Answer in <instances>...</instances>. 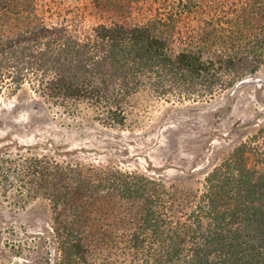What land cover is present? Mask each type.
Wrapping results in <instances>:
<instances>
[{"label": "trees", "instance_id": "1", "mask_svg": "<svg viewBox=\"0 0 264 264\" xmlns=\"http://www.w3.org/2000/svg\"><path fill=\"white\" fill-rule=\"evenodd\" d=\"M178 3L165 20L192 13L198 0ZM77 14L46 23L34 0H0V95L27 85L63 121L124 127L138 97L207 100L231 87L239 69L264 63L261 33L245 53L232 46L214 58L173 49L157 35L158 20L83 27ZM6 140L0 233L18 227L25 235L6 214L40 195L51 205L45 231L63 264H264V121L185 198L156 172L60 159Z\"/></svg>", "mask_w": 264, "mask_h": 264}, {"label": "rangeland", "instance_id": "2", "mask_svg": "<svg viewBox=\"0 0 264 264\" xmlns=\"http://www.w3.org/2000/svg\"><path fill=\"white\" fill-rule=\"evenodd\" d=\"M34 1L46 23L68 20L76 13L83 27L158 20L157 35L173 49L186 48L205 57L230 53L232 46V52L245 53L255 33L264 35V0H198L192 13H177L172 21L164 15L179 10L178 0ZM246 70L239 69L231 87L207 100L138 97L126 125L115 128L90 119L81 124L63 121L23 85L15 94L0 95V137L19 145H40L32 151L60 159L156 172L185 198L194 195L205 175L264 121V63L253 73ZM246 79L250 81L239 85ZM34 196L23 209L6 214L9 221L23 225L25 235L18 227L0 233V264H63L61 257L55 259L51 235L45 231L53 225L51 205Z\"/></svg>", "mask_w": 264, "mask_h": 264}, {"label": "water", "instance_id": "3", "mask_svg": "<svg viewBox=\"0 0 264 264\" xmlns=\"http://www.w3.org/2000/svg\"><path fill=\"white\" fill-rule=\"evenodd\" d=\"M249 81H250V80H248V79H246V80H243V81H240V82H239V85H240V84L247 83V82H249Z\"/></svg>", "mask_w": 264, "mask_h": 264}]
</instances>
